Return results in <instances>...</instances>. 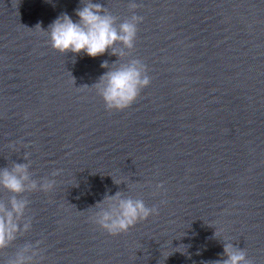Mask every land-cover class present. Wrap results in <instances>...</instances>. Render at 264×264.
<instances>
[{"label":"clouds","instance_id":"9594fccd","mask_svg":"<svg viewBox=\"0 0 264 264\" xmlns=\"http://www.w3.org/2000/svg\"><path fill=\"white\" fill-rule=\"evenodd\" d=\"M81 4L75 10L78 20L74 21L67 13H62L47 30L40 24L34 29L45 33L51 47L62 54L71 52L78 55L83 52L95 58L109 52L116 56L117 60L111 64L107 60L101 63V68L107 71L91 87L96 89L107 111H123L151 84L147 66L139 58H130L135 47L138 25L143 21V17L134 11L140 5L129 3L128 8L132 14L118 22L119 17L101 3L81 0ZM27 118L26 115L25 119ZM29 155L25 153L24 160H28ZM30 165L31 161L14 163L11 168H0V187L11 194L6 201L0 200V252L10 248L18 237L24 236L32 228V220L26 216L30 201L25 194L49 192L56 185L55 179H33V174L29 171ZM61 171L55 170L51 176L56 177ZM114 183L119 185L122 181L114 180ZM163 187L162 183L156 185L158 190ZM91 208L95 209L90 217L91 222L111 235L125 233L137 222L159 214L158 206L148 207L143 199L125 196L121 191L105 195L103 200ZM214 235L218 238L216 231ZM41 243L42 241L37 240L35 243L23 244L4 264H39L44 259ZM180 248L185 249V246L181 245ZM223 257L226 258L214 261L213 264H254L244 248L234 246L227 238L223 240Z\"/></svg>","mask_w":264,"mask_h":264}]
</instances>
